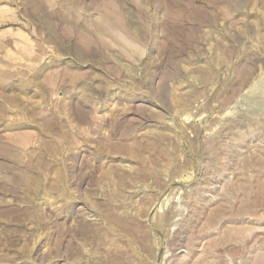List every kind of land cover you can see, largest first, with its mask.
<instances>
[{
  "label": "rangeland",
  "instance_id": "rangeland-1",
  "mask_svg": "<svg viewBox=\"0 0 264 264\" xmlns=\"http://www.w3.org/2000/svg\"><path fill=\"white\" fill-rule=\"evenodd\" d=\"M0 264H264V0H0Z\"/></svg>",
  "mask_w": 264,
  "mask_h": 264
}]
</instances>
